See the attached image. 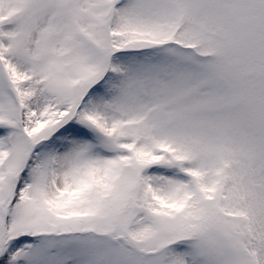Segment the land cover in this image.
I'll return each mask as SVG.
<instances>
[{
	"label": "snow or ice",
	"instance_id": "snow-or-ice-1",
	"mask_svg": "<svg viewBox=\"0 0 264 264\" xmlns=\"http://www.w3.org/2000/svg\"><path fill=\"white\" fill-rule=\"evenodd\" d=\"M0 264H264V0H0Z\"/></svg>",
	"mask_w": 264,
	"mask_h": 264
}]
</instances>
